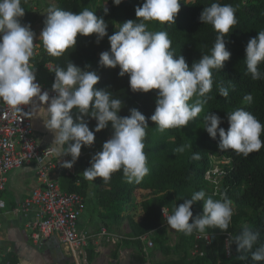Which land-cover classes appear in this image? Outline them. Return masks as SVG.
Instances as JSON below:
<instances>
[{"label":"clouds","instance_id":"9594fccd","mask_svg":"<svg viewBox=\"0 0 264 264\" xmlns=\"http://www.w3.org/2000/svg\"><path fill=\"white\" fill-rule=\"evenodd\" d=\"M113 3L119 5L122 0H113ZM180 7L181 0H144L135 9L137 19L142 22L127 20L111 35L104 18L87 7L76 13L53 6L46 12L39 40L52 56L59 57L73 49L78 35L95 34L97 43L107 36L110 50L100 54L99 64L113 69L119 67L121 77L129 76L133 92L157 90L155 111L146 118L136 108L130 109L128 116H120L123 101L96 87L100 75L87 70L90 66L81 68L69 62L66 70L55 68L51 87L54 95L42 91L30 64L37 46L34 44L36 33L30 23H21L25 15L22 0H0V100L17 113L42 118L43 126L53 135L52 153L58 160L71 157L62 162L61 166L67 169L73 168L82 147L94 144L95 133L106 129L110 123L111 139L91 157V166L83 171V177L88 181L99 177L108 182L113 173L122 170L128 183H141L150 172L144 151L148 120L154 122L160 132L187 126L204 109L207 101L201 98L212 90V70L222 69L231 56L224 38L238 20L236 8L230 4L212 3L201 12L200 21L212 25L219 35L211 54L202 55L191 67L183 55L174 53L166 31L148 29L147 22L150 21L174 24ZM104 11L107 14L108 9ZM245 63L254 80L264 78V73L259 70V65L264 63V30L248 41ZM219 95L227 98L228 89L220 86ZM193 97L196 99L190 103ZM244 99L251 102L252 97L249 94ZM22 106H31V110L25 112ZM85 117L96 121L94 129H90ZM227 120L229 127L225 130L220 127L223 123L220 116L214 113L204 116V128L212 139L219 135L221 150H234L247 157L264 147L261 139L264 124L253 114L238 108L227 113ZM186 147L191 145L178 147L175 151L183 153ZM192 158L199 160V153L194 152ZM198 201H203V212L194 217L192 206ZM233 214V202L226 195L221 199L206 198V193L201 190L175 206L172 214L167 216V224L185 235L203 234L208 228L226 232ZM259 238L260 233L250 227H244L234 237L236 251L244 254L240 259H247L250 253L253 264L264 262V243L258 244Z\"/></svg>","mask_w":264,"mask_h":264},{"label":"trees","instance_id":"16d2710c","mask_svg":"<svg viewBox=\"0 0 264 264\" xmlns=\"http://www.w3.org/2000/svg\"><path fill=\"white\" fill-rule=\"evenodd\" d=\"M101 1H105L108 6L107 14L98 9ZM143 2L144 0H122L121 4L115 5L113 0H59L57 7L76 13L85 7L95 11L98 17L104 18L108 24V34L111 35L127 20L142 22L141 19H137L135 9ZM212 3L230 4L236 8L235 15L238 23L224 38L226 49L230 51L231 56L224 62L222 69L212 70V90L201 98L207 101L203 111L187 126L166 129L163 132L158 131L155 123L148 120L149 128L146 129L144 151L148 157L150 172L141 183H128L122 170L113 173L108 182H104L99 177L92 181L96 186L95 198L98 205L107 210L115 211L117 208V212H123L125 208H130L136 193L143 191L151 193L148 199L130 209L126 216L131 228L130 237L139 249L140 254L136 258L139 264L144 263L140 238L151 232L158 234L155 241L160 251L164 255L171 253L170 247L164 242L166 223L161 208L165 207L171 215L175 206L184 203L185 199H190L197 191L203 190L206 198L209 197L204 174L208 169L209 156L215 155L220 148L218 147L219 135L216 139H212L206 132L204 116L208 113L220 116L223 120L220 127L227 130L229 127L227 113L243 108L264 124V78L254 80L247 71L245 63V47L248 41L256 37L259 31L264 30V0H246L245 2L242 0H181L180 11L174 24L150 21L147 22L148 29L166 31L172 41L174 53L177 56L183 55L191 67L194 62L201 59L202 55L211 54L216 37L219 35L212 25L203 24L199 19L203 9ZM22 7L25 9L24 19L28 21L30 16L24 0H22ZM108 50H110V43L107 36L97 43L95 34L78 35L75 47L59 57L48 54L40 42V54L33 63L40 70L47 63L65 70L69 62L81 68L90 66L87 70L96 71L100 75V81L96 87L111 92L112 98L123 101L120 116H128L129 110L136 108L146 118L150 117L155 111L157 90H151L148 93L133 92L129 86V76L126 74L121 77L119 67L113 69L101 66L100 54ZM259 70L264 73V63L259 65ZM53 76L55 73L51 72L50 77ZM220 86L228 89L227 98L219 95ZM249 94L252 97L251 102L244 99ZM195 99L193 97L190 103ZM72 114L75 119L77 115L75 109ZM85 119L89 120L90 129H94L96 121L90 117ZM112 134L113 129L109 123L106 129L95 133V140L103 144L111 139ZM261 139L264 140V133ZM185 145H191V147H186L183 153L175 151L178 147ZM194 152L199 153V160L192 158ZM224 154L232 161V171L226 181L230 190L226 196L233 202L234 214L226 232H221L217 228H208L205 232L218 235L229 232L234 240V237L243 229L237 228L238 224L242 223L258 231L260 233L258 244L264 243V147L258 152L250 153L247 157L234 150H224ZM93 155H89L84 160L83 165L86 169L91 166L90 160ZM75 180H80L79 186L72 184ZM87 188L88 181L81 176L67 178L63 185L66 192L80 195H86ZM192 211L194 217L202 214L203 201L195 202ZM199 247L202 256L192 257L191 252L184 250L178 260L157 264H253L250 253L247 254V259L239 258L244 254L236 251L233 241L231 255L226 258L223 239L220 236L211 246L205 247L200 244ZM88 257L89 261L93 259L92 251H89ZM0 264H16V262H13L9 254L1 260Z\"/></svg>","mask_w":264,"mask_h":264},{"label":"built area","instance_id":"2783aa9c","mask_svg":"<svg viewBox=\"0 0 264 264\" xmlns=\"http://www.w3.org/2000/svg\"><path fill=\"white\" fill-rule=\"evenodd\" d=\"M34 44L37 46L34 50V57L30 61L33 69L35 68L33 61L40 54L39 41L34 39ZM44 69L53 73L55 67L53 64L47 63L44 65ZM54 77H50L49 84L37 81L41 85L42 91L46 90L50 95H54L51 91ZM22 108L25 112L31 110V106H22ZM56 158L50 146L41 145L34 138L30 116L15 112L0 100V195L6 188L7 175L11 171L33 165L37 185L12 213L29 219L27 228L31 231L30 237L34 245L41 246L45 240L55 237L66 251L72 264H89L87 251L90 241L96 236L112 245L121 242L123 237L112 235L105 228H101L96 236L78 231L77 224L83 211L84 198L78 193L66 192L60 188L54 178L56 176V164H54ZM231 171L232 161L225 156L224 150L219 149L215 155L209 156L208 169L204 174L209 197L221 199L227 194L230 187L226 181ZM4 210L5 202L0 197V218ZM161 210L167 224L169 212L165 207ZM219 236L223 239L225 257L229 258L233 241L229 232L221 235L196 232L191 256H202L200 244L205 247L211 246ZM140 241L145 244L142 251L146 255L147 249L153 247V241L147 235L141 237ZM1 260L0 253V262Z\"/></svg>","mask_w":264,"mask_h":264},{"label":"crops","instance_id":"0c3cea01","mask_svg":"<svg viewBox=\"0 0 264 264\" xmlns=\"http://www.w3.org/2000/svg\"><path fill=\"white\" fill-rule=\"evenodd\" d=\"M26 5L28 12V7L30 6L29 0H26ZM21 23L29 24L30 17L28 21H25L23 16L21 18ZM32 30L36 33L35 40H38L40 45L39 36L42 30H40L38 34V30L36 28L32 27ZM33 70L36 73V79L38 82L49 84L50 71H46L44 66L41 70L37 67ZM30 118L33 124V133L35 134L36 131V133L40 136L43 135L44 132L47 131V129L42 126L43 120L38 117ZM34 138L36 139L35 135ZM44 143L40 144L44 146H51L49 143ZM56 160L62 163L63 161L69 159L65 158L58 160V158H56ZM83 167L86 169L84 165ZM28 171H33L34 175L26 178L24 174ZM55 173L56 176L54 178L57 180L63 191H65L63 189V185L66 179L78 176L72 168L67 169V171H63L62 174L60 170L56 169ZM72 184L79 186L80 180H75ZM36 185L37 181L35 179V168L33 165L13 170L7 175L6 188L0 195L5 202V210L0 218V253L2 255V260L10 254V257L13 262H16V264H72V261L67 256L66 251L55 237L45 240L40 247L34 248L33 246L35 245L30 237L31 231L27 228V222L29 219L16 216L12 213L13 210L20 206L23 199L31 192L32 189L36 187ZM86 192V195H82L84 198V206L77 224L78 231L96 236L101 228H105L110 234L123 237L121 242L116 245H112L107 243L104 239L96 236L95 239L90 241L88 247V250L92 251L94 255L93 259L89 261V264H139L136 260L137 256L140 254L139 249L130 237L131 228L126 216L130 209L136 207L140 202L149 198L148 196H145L144 192L146 191L136 193L132 198L129 206L130 208H125L123 212H115L114 210L101 208L96 201V193L94 197L92 195L93 193L91 192L89 181ZM117 216L121 218L118 220V226L113 225V221L117 220ZM120 226H122L121 229ZM165 227H167V224H165ZM155 236L156 232H151L147 235L150 240L153 238V241L156 240ZM144 246L145 244L143 243L142 248ZM152 248H148L147 254L142 257L144 260L143 264L170 262L180 258H176V256L174 257L171 253L169 255H164L161 251L154 250ZM60 251L63 252L62 256H58V253L61 254Z\"/></svg>","mask_w":264,"mask_h":264},{"label":"rangeland","instance_id":"374dc122","mask_svg":"<svg viewBox=\"0 0 264 264\" xmlns=\"http://www.w3.org/2000/svg\"><path fill=\"white\" fill-rule=\"evenodd\" d=\"M59 0H29L30 6L28 7V12H29V16H30V24L31 27L36 28L37 34L39 33L40 30H42L44 28V21L46 19V12L48 10L49 7H57ZM107 4L105 1H101L98 9L100 12H103L105 8H107ZM34 118V117H33ZM32 118V119H33ZM42 120V118H40ZM43 126V125H42ZM35 137L36 139L43 144L44 142H47L49 144L52 143V139H53V135L51 132H49L48 130L46 132H44L43 135H39L38 133H36L35 131ZM44 143V144H47ZM102 145L100 142L96 141L94 142V144L91 147H82L81 149V153L82 155H80V157L78 158L77 162L75 163V165L73 166L72 169L75 170V173L78 176H82L83 171L85 170L83 167V162L84 160L89 156V155H93L96 152H99L102 150ZM71 159L70 156H66V157H61L59 159ZM54 164H56V169L60 170L61 174L63 173V171H67V168L62 167V163L58 162L57 160H54ZM34 173L33 171L30 172H26L24 174V176L27 177H31L33 176ZM90 183V189L91 192L93 193V197L95 196L96 193V187L93 184L92 181H89ZM145 196L150 197L151 193L149 191L144 192ZM87 204V201H86ZM118 209L115 208V211H117ZM119 219H121L120 217L117 216V220L113 221V225L118 226L119 225ZM246 227L245 224L239 223L237 228H244ZM122 228V226H120V229ZM196 232H194L191 235H185L181 232H177L173 229L170 228V226L167 224L166 227V234H165V238H164V242L170 247L171 249V254L176 258L181 257L184 250H187L189 253L192 251L193 249V241H194V235ZM158 234L155 236L157 238ZM181 245V246H180ZM180 246V247H179ZM34 248L36 247H40V246H33ZM179 247V248H178ZM154 250H158L160 251L156 241H153V248ZM61 254L58 253V256H62L63 252L60 251ZM115 259V258H114ZM53 264V263H52Z\"/></svg>","mask_w":264,"mask_h":264}]
</instances>
